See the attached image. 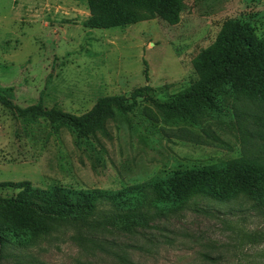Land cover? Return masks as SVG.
I'll use <instances>...</instances> for the list:
<instances>
[{"label":"rangeland","instance_id":"374dc122","mask_svg":"<svg viewBox=\"0 0 264 264\" xmlns=\"http://www.w3.org/2000/svg\"><path fill=\"white\" fill-rule=\"evenodd\" d=\"M180 1L176 23L155 17L92 28L85 24L88 0H0V86L12 88L20 106L42 99L47 107L80 115L101 96L129 98L146 84L161 98L190 86L200 77L194 59L228 19L249 21L264 36V0ZM146 106L141 101L135 114L109 120L111 137L99 134L97 151L89 153L68 128L53 132L44 118L25 122L0 101V183L116 190L180 164L246 151L236 129L212 122L208 127L222 142L192 126L163 125L150 135L143 125ZM261 145L264 139H256L252 151L260 153ZM18 191L0 186L1 196ZM154 224L138 234L110 235L116 253L83 245L65 227L31 247L9 248L0 264H264V204L256 200L200 199Z\"/></svg>","mask_w":264,"mask_h":264},{"label":"trees","instance_id":"16d2710c","mask_svg":"<svg viewBox=\"0 0 264 264\" xmlns=\"http://www.w3.org/2000/svg\"><path fill=\"white\" fill-rule=\"evenodd\" d=\"M88 5L91 15L85 24L92 28L124 27L155 17L176 23L182 7L180 0H88ZM144 63L149 79L148 63ZM194 67L200 77L169 97H159L157 88L146 84L129 98L101 96L80 115L47 107L42 99L20 106L12 100L13 89L0 86V101L16 116L32 123L44 118L53 132L68 128L77 146L89 153L97 151L99 134L111 137L109 120L135 114L141 101L148 104L143 125L150 135L161 132L163 125L192 126L222 142L208 127L212 122L236 129L246 148L238 157L180 164L116 190L59 184L42 188L30 181L0 183L19 189L14 196L0 195V260L8 256L9 248L31 247L65 227L74 229L83 245L116 253L110 235L145 232L158 219L200 199L230 203L246 197L264 204V145L260 153L252 151L254 141L264 139V36L249 21L228 19L216 41L194 59Z\"/></svg>","mask_w":264,"mask_h":264}]
</instances>
